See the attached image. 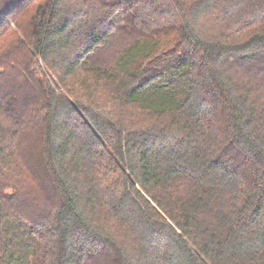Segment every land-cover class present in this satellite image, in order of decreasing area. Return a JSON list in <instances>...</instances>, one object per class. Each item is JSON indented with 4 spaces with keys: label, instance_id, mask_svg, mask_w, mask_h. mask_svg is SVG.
<instances>
[{
    "label": "trees",
    "instance_id": "trees-1",
    "mask_svg": "<svg viewBox=\"0 0 264 264\" xmlns=\"http://www.w3.org/2000/svg\"><path fill=\"white\" fill-rule=\"evenodd\" d=\"M263 11L0 0V264H264Z\"/></svg>",
    "mask_w": 264,
    "mask_h": 264
},
{
    "label": "rangeland",
    "instance_id": "rangeland-1",
    "mask_svg": "<svg viewBox=\"0 0 264 264\" xmlns=\"http://www.w3.org/2000/svg\"><path fill=\"white\" fill-rule=\"evenodd\" d=\"M262 20L264 21V11L262 12ZM261 66H257V64L253 67L252 70L248 71L247 69H244L242 71H240L237 75L239 78H241L242 80H246L248 81L250 77H255L259 74V69ZM26 213H29L30 215L33 214L35 212V210L33 208H31L30 206H28L25 209Z\"/></svg>",
    "mask_w": 264,
    "mask_h": 264
}]
</instances>
